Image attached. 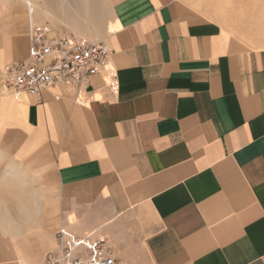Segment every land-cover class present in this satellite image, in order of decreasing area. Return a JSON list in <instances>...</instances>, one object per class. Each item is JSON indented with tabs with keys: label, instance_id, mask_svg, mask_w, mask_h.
<instances>
[{
	"label": "crops",
	"instance_id": "obj_1",
	"mask_svg": "<svg viewBox=\"0 0 264 264\" xmlns=\"http://www.w3.org/2000/svg\"><path fill=\"white\" fill-rule=\"evenodd\" d=\"M261 3L110 0L100 31L93 2L73 34L108 45L114 77L80 101L69 87L0 94V207L21 182L29 196L25 226L0 229V264H42L61 230L107 234L118 264H264ZM34 19L0 16V73L28 58Z\"/></svg>",
	"mask_w": 264,
	"mask_h": 264
},
{
	"label": "built area",
	"instance_id": "obj_2",
	"mask_svg": "<svg viewBox=\"0 0 264 264\" xmlns=\"http://www.w3.org/2000/svg\"><path fill=\"white\" fill-rule=\"evenodd\" d=\"M28 58L4 66L0 73V94L16 98L41 96L52 87H69L76 100H83V90L92 77L109 70L111 51L101 40L81 38L73 33H58L49 25H29ZM108 72V73H107ZM114 86L113 82L108 83ZM42 264H118L115 247L105 233L93 230L73 235L61 230L54 249L47 252Z\"/></svg>",
	"mask_w": 264,
	"mask_h": 264
},
{
	"label": "rangeland",
	"instance_id": "obj_3",
	"mask_svg": "<svg viewBox=\"0 0 264 264\" xmlns=\"http://www.w3.org/2000/svg\"><path fill=\"white\" fill-rule=\"evenodd\" d=\"M93 2L97 4L100 11V20L98 21V28H96L97 30L102 31L105 26L106 18L108 17L110 0H33L32 10H30L25 5L26 0H0V16L3 17L7 25L12 27L20 25L21 18H24V22L27 26L28 20L33 18L34 12V21H40L46 23V25H51L56 31L58 30L60 33H75L76 31H80L83 29L87 30L91 26V19L88 16V14L90 13L87 12V9H91V5L93 4ZM48 4H52V7L54 5V10L52 12L47 11L46 6ZM62 6L65 7V10L62 9ZM230 6H236V4H229V7ZM252 6L253 5L246 3L244 11L245 15L252 13ZM257 6H260V15L263 17L264 3H261ZM78 26L80 27L78 28ZM94 36L97 35L95 34ZM259 38L261 40H264V36H261ZM16 185L17 182H14L11 178H9L8 175H6V178L4 179L5 191L12 193V189ZM25 188V185L23 184V182H21L19 197H14L9 193L8 195H6V206L0 207V229L4 228L6 231H16L18 230V228L25 226L26 221L24 214V205L28 203L29 199L27 192L28 190ZM14 204L17 205L13 207ZM19 204L20 207L18 206ZM15 240L23 247L29 248L32 242L36 243L40 239L38 238V235H36L35 231H30L23 237H17ZM50 247H52V245H50ZM135 250L137 256L140 257L142 250L139 248H136Z\"/></svg>",
	"mask_w": 264,
	"mask_h": 264
},
{
	"label": "bare ground",
	"instance_id": "obj_4",
	"mask_svg": "<svg viewBox=\"0 0 264 264\" xmlns=\"http://www.w3.org/2000/svg\"><path fill=\"white\" fill-rule=\"evenodd\" d=\"M50 1V0H49ZM48 2V1H47ZM88 4V3H87ZM25 5L30 9V10H32V5H33V0H26V3H25ZM52 5V4H51ZM50 4H48L47 6H46V9H47V11H49V12H52L54 9H53V7H54V5H53V7L51 6ZM65 7H66V5H65ZM65 7L64 6H62V9L63 10H65ZM86 7V6H85ZM60 9V8H59ZM81 9V8H80ZM57 10H58V8H57ZM68 11V10H67ZM89 11H90V8L89 9H87V12L89 13ZM54 13H55V11H54ZM70 13H71V11H70Z\"/></svg>",
	"mask_w": 264,
	"mask_h": 264
}]
</instances>
